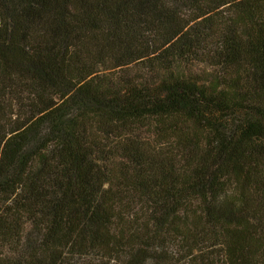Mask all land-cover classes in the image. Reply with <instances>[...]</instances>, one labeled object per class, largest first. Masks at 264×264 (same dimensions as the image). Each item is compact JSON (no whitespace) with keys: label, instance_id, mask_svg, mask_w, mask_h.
Wrapping results in <instances>:
<instances>
[{"label":"trees","instance_id":"1","mask_svg":"<svg viewBox=\"0 0 264 264\" xmlns=\"http://www.w3.org/2000/svg\"><path fill=\"white\" fill-rule=\"evenodd\" d=\"M0 264H264V0H0Z\"/></svg>","mask_w":264,"mask_h":264}]
</instances>
